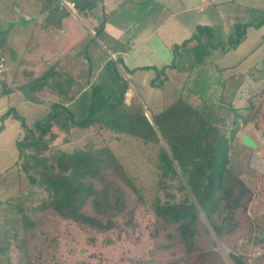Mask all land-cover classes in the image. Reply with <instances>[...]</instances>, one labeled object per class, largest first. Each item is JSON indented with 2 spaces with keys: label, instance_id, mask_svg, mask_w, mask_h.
<instances>
[{
  "label": "rangeland",
  "instance_id": "obj_1",
  "mask_svg": "<svg viewBox=\"0 0 264 264\" xmlns=\"http://www.w3.org/2000/svg\"><path fill=\"white\" fill-rule=\"evenodd\" d=\"M101 1L93 0L90 5L94 8L97 23H102V26L107 20L116 26L119 20L127 15L132 16L136 11L154 10L152 16L157 14L155 10L157 5L150 7L154 0L146 2L134 0L133 3L129 0H113L115 5L111 10H104ZM118 1L120 2L117 3ZM186 1L156 2L164 4L171 12H179ZM39 2L40 0H0V50L2 49L3 54L0 55L3 56L7 69L2 84L3 91L0 94V129H4L0 134V264H233L229 257L230 253L240 256L249 264H264V168H260L254 161L255 153L260 149L264 151V79L258 82L254 80L263 75V71L258 70L262 69L264 62V0H251L250 7L256 6L254 12L256 14L252 13L250 7H242L248 4L246 0L213 2L198 0L197 3L194 1L191 3L194 10L190 14L200 15L197 22L202 21L211 27L215 42L225 40L236 23L249 22L253 18L257 27L246 26L239 46L227 53L220 49H208L205 64L192 70V76L197 77L206 86L203 93L208 104L220 103L221 77L231 76V80L229 79L231 85H234V82L235 84L241 82L242 85L237 92V95L241 96H236L237 99L232 101V110H242L246 105L245 99L253 97L254 119L248 123H241L238 133L230 142L228 168L250 191L246 208L244 210L238 208L234 212L237 227L231 236H225L223 241L219 242L200 213L201 221L208 228V235L202 231L195 238L189 252L180 243L167 251L159 248V245L165 243L166 231L156 229L151 212L155 202L162 204L189 202L182 182L178 176L171 175L157 186V147L145 145L141 140L109 128H96L94 125L85 130L83 128L75 132L70 130L65 136L53 140L54 145L51 144L41 153L49 156L58 151L69 152L90 145L109 146L132 179L140 196L122 186L125 212L131 214H119L112 219L115 226L111 230L97 232L91 228H81L74 222L59 217L50 208H46L47 206L39 208L40 203L49 196L37 186H31L26 175L15 163L16 142L24 135V128L34 131L35 123L47 120L54 113V108L51 109L48 102L35 95L38 85L45 83L46 79H34L33 72L41 68L42 54L51 53L53 46L51 40L41 35L39 26L32 28L24 21L26 15L40 9ZM103 13L108 14L103 16ZM180 15L177 16L178 19L183 16ZM187 18L189 19V15ZM99 34L100 32H97V36ZM60 43L61 41L58 47L62 49ZM8 49L19 54L17 62ZM186 54L187 52L181 53L178 62L181 60L183 63L182 60L187 58ZM17 65L19 69L16 72ZM14 74H17L16 84L11 86ZM114 79L104 85L93 86L88 92L87 97L94 99L95 109L92 118L97 122L106 116L102 110L105 107V100L115 102L119 97V87L123 83L130 85L123 74L122 80ZM154 80L156 81L155 78ZM186 80L187 74L182 86ZM162 85L143 88L138 84L132 86L134 95L139 99L137 102L150 123L152 114L165 109L160 107L155 111L150 107L152 101L159 104L162 98ZM53 88L50 87L51 90ZM176 92L180 93V90L176 87L171 88L168 97H172ZM130 99L126 98L127 104L129 103L126 110L134 112L136 104H132ZM91 102L88 106L83 102V109L73 115L75 122L86 119ZM76 104L71 105L70 110ZM191 104L200 105L197 99L191 100ZM222 113L224 110L217 112L221 119H217L214 126L228 136L232 119L237 122L240 117L233 116L232 113L222 117ZM98 129L104 132L100 133ZM242 132L248 133L256 141L258 144L256 152L242 145L240 141ZM46 140L50 141V138ZM257 161H264V155L259 154ZM83 210L88 212L89 206L85 205ZM198 227L202 228L201 225ZM167 230L172 232L171 228ZM210 237L215 241V245L212 244Z\"/></svg>",
  "mask_w": 264,
  "mask_h": 264
},
{
  "label": "trees",
  "instance_id": "obj_2",
  "mask_svg": "<svg viewBox=\"0 0 264 264\" xmlns=\"http://www.w3.org/2000/svg\"><path fill=\"white\" fill-rule=\"evenodd\" d=\"M234 25L225 40L217 42L213 40L211 27L198 25L187 39L172 47L173 58L179 57L183 52L190 56L187 80L174 103L152 114V123L142 110L128 112L124 107V94L128 88L126 83L122 84L115 102L105 100L102 110L106 116L98 122L92 118L95 109L92 98L86 119L79 123H68L79 128L90 125L109 128L141 140L145 145L157 147V186L171 175H176L189 197L187 203L155 202L151 207L156 229L166 231L165 243L159 245L163 251L180 243L189 252L195 238L202 231L208 235V228L201 221L200 213L215 239L222 242L237 227L234 212L238 208L244 210L250 198L249 189L228 165L230 142L238 133L241 123L254 119L253 97H246V105L242 110H232V101L237 99L236 96H241L237 92L242 83L234 82L231 85V76L221 77L220 103L208 104L203 93L205 84L192 76L193 68L205 64L208 49H220L227 53L239 46L248 25ZM168 67L175 68L173 61ZM261 71L263 75L254 78L257 82L264 79V62L262 69L258 70ZM154 82L151 80L150 84L153 85ZM194 99L199 101V106L191 104ZM220 110H224L222 117L232 113L241 119L237 122L232 119L228 136L214 126L217 119H221L217 114ZM52 116L35 123L34 131L24 128V135L16 142V165L26 175L31 186H37L49 196L40 203L39 208L47 206L59 217L70 220L81 228L87 227L97 232L111 230L115 226L112 220L114 217L121 213L131 214L125 212L122 186L138 196L132 179L107 145H90L69 152L58 151L49 156L42 154V139L46 132L44 125ZM85 205L89 206L88 212L83 210ZM167 228H171L172 232ZM210 239L215 245V241L211 237ZM229 257L233 264H249L232 253Z\"/></svg>",
  "mask_w": 264,
  "mask_h": 264
},
{
  "label": "crops",
  "instance_id": "obj_3",
  "mask_svg": "<svg viewBox=\"0 0 264 264\" xmlns=\"http://www.w3.org/2000/svg\"><path fill=\"white\" fill-rule=\"evenodd\" d=\"M92 1L40 0V9L31 15H26L24 19L32 28L39 26L41 35L51 40V46H53L51 53L42 54L41 68L33 71L34 79H46L45 83L38 85L35 95L41 96L43 101L48 102V106L52 107L51 109L54 108L52 118L44 125L46 130L42 139L44 150L51 144L54 145L53 140L65 136L70 133V130L75 132L80 129L68 123H79L74 121L73 115L83 109V102H86L87 106L91 102V98L87 95L93 86L104 85L112 78L122 80V74L130 83V85L126 83L128 88L123 100L125 108L129 104L126 98L129 97L132 104H136L134 112L142 110L137 102L138 97L132 91V86L135 84L142 88L163 84L159 104L152 101L150 107L155 111L160 107L168 108L178 98L176 95H180L176 92L169 98L170 89L176 87L181 90L190 60V56L186 54V60H182L183 63L181 60L178 62V57L173 58L172 47L187 39L197 25L206 24L202 21L197 22L200 15L190 14L194 10L191 7L192 1L197 3L198 0H187L179 12H171L164 4L154 0L155 2L153 1L150 6L152 8L157 5L155 8L157 14L154 17L152 16L154 10L150 12L142 10L141 13L135 10L136 13L119 20L116 26L111 25L112 22L108 20L102 26V23H97L94 17V8L90 5ZM129 1L134 2V0ZM146 1L148 0H141V2ZM246 1L248 4L242 7L251 6V0ZM114 5L113 0L101 1V7L104 10H111ZM255 7H250L252 13L256 11ZM198 11L201 12V9L198 8ZM178 13L181 14L180 16L183 15L180 19L177 18ZM107 14L103 13V16ZM254 22L251 18V21L243 22V24L257 27ZM97 32H100L99 36ZM59 41H61L62 49L58 47ZM9 53L16 62L19 60V54L15 51L11 49ZM0 54L3 55L2 49ZM172 61L175 68L168 67ZM18 69L17 65L15 71L17 72ZM16 75L14 74L11 78V86L16 84ZM151 80L155 81L153 85L150 84ZM51 86L54 87L53 90L50 89ZM105 93L108 92L105 91ZM75 103H77L75 107L70 110L71 105ZM142 107L145 106L142 104ZM92 127L93 125H90L83 130ZM95 127L99 126L95 125ZM3 131L4 129H0V134ZM103 132L100 131V133ZM46 138H50L52 142L49 144L50 141ZM16 166L19 168L18 165Z\"/></svg>",
  "mask_w": 264,
  "mask_h": 264
},
{
  "label": "water",
  "instance_id": "obj_4",
  "mask_svg": "<svg viewBox=\"0 0 264 264\" xmlns=\"http://www.w3.org/2000/svg\"><path fill=\"white\" fill-rule=\"evenodd\" d=\"M240 141L242 145L252 151H255L258 149V144L256 141L250 137V135L246 132H242L240 134Z\"/></svg>",
  "mask_w": 264,
  "mask_h": 264
},
{
  "label": "built area",
  "instance_id": "obj_5",
  "mask_svg": "<svg viewBox=\"0 0 264 264\" xmlns=\"http://www.w3.org/2000/svg\"><path fill=\"white\" fill-rule=\"evenodd\" d=\"M6 72H7V69H6L4 58L0 56V94L3 91L2 84L4 82ZM256 255H260V254L256 253Z\"/></svg>",
  "mask_w": 264,
  "mask_h": 264
},
{
  "label": "bare ground",
  "instance_id": "obj_6",
  "mask_svg": "<svg viewBox=\"0 0 264 264\" xmlns=\"http://www.w3.org/2000/svg\"><path fill=\"white\" fill-rule=\"evenodd\" d=\"M255 152H256V151H255ZM259 154H263V155H264V151H263L262 149H260L259 152L255 153V155H254V158H255V159H254V158H253V159H254L255 162L258 163V166H260V168H261V167L264 168V161H262V162L257 161V158H258V155H259ZM262 157H263V156H262ZM258 169H259V168H258ZM263 172H264V170H263ZM224 251H225V250H224Z\"/></svg>",
  "mask_w": 264,
  "mask_h": 264
}]
</instances>
